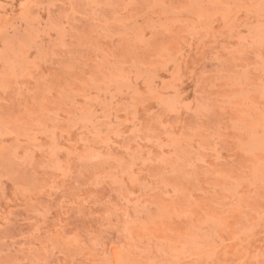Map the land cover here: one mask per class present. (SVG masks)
Masks as SVG:
<instances>
[{
	"label": "rangeland",
	"instance_id": "obj_1",
	"mask_svg": "<svg viewBox=\"0 0 264 264\" xmlns=\"http://www.w3.org/2000/svg\"><path fill=\"white\" fill-rule=\"evenodd\" d=\"M0 264H264V0H0Z\"/></svg>",
	"mask_w": 264,
	"mask_h": 264
}]
</instances>
